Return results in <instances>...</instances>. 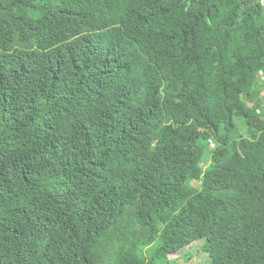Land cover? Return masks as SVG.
Instances as JSON below:
<instances>
[{
    "label": "trees",
    "instance_id": "obj_1",
    "mask_svg": "<svg viewBox=\"0 0 264 264\" xmlns=\"http://www.w3.org/2000/svg\"><path fill=\"white\" fill-rule=\"evenodd\" d=\"M263 89L258 0H0V264H264Z\"/></svg>",
    "mask_w": 264,
    "mask_h": 264
},
{
    "label": "rangeland",
    "instance_id": "obj_2",
    "mask_svg": "<svg viewBox=\"0 0 264 264\" xmlns=\"http://www.w3.org/2000/svg\"><path fill=\"white\" fill-rule=\"evenodd\" d=\"M262 76V75H261ZM262 96V110L264 117V89L261 92ZM249 105L252 104V100L246 99ZM237 123L240 129L244 133L246 131V126L241 118H237ZM204 239H198L197 241L191 243L189 246L183 247L180 251L175 254L170 255V259L173 264H207L208 255L203 248Z\"/></svg>",
    "mask_w": 264,
    "mask_h": 264
},
{
    "label": "built area",
    "instance_id": "obj_3",
    "mask_svg": "<svg viewBox=\"0 0 264 264\" xmlns=\"http://www.w3.org/2000/svg\"><path fill=\"white\" fill-rule=\"evenodd\" d=\"M259 4L264 7V0H258Z\"/></svg>",
    "mask_w": 264,
    "mask_h": 264
}]
</instances>
